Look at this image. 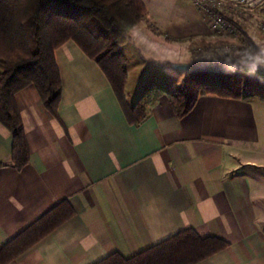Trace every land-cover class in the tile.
Masks as SVG:
<instances>
[{"label": "crops", "instance_id": "0c3cea01", "mask_svg": "<svg viewBox=\"0 0 264 264\" xmlns=\"http://www.w3.org/2000/svg\"><path fill=\"white\" fill-rule=\"evenodd\" d=\"M141 1L150 20L118 38L132 51L122 50L126 99L163 92L140 123L126 121L104 74L72 39L53 51L61 81L56 115L33 84L13 93L29 158L18 169L0 164V242L61 198L74 213L5 264H91L184 227L227 241L192 264H264V98L201 93L178 117L169 89L149 79L148 91H137L143 68L190 63L188 42L207 33L191 0ZM142 23L160 32L139 35ZM161 58L171 63L151 61ZM10 146L0 123V163Z\"/></svg>", "mask_w": 264, "mask_h": 264}, {"label": "trees", "instance_id": "16d2710c", "mask_svg": "<svg viewBox=\"0 0 264 264\" xmlns=\"http://www.w3.org/2000/svg\"><path fill=\"white\" fill-rule=\"evenodd\" d=\"M231 19V13L221 12ZM151 15L141 0H0V123L11 135L9 158L0 164L20 168L28 161L29 148L13 93L31 83L42 105L53 115L59 100L61 81L54 49L72 39L93 59L107 79L129 124L145 117L148 104L162 90L155 88L130 103L125 94V55L118 43L128 29ZM241 36L252 47V38L238 26ZM158 65L170 64L168 60ZM220 68L187 63L178 85L164 91L171 109L181 116L201 93L221 96L264 98V67L257 62L233 56L208 59ZM231 64L236 69H226ZM208 74L221 75L212 80ZM74 208L61 198L30 220L5 241L0 242V264L16 258L71 217ZM264 233V222L261 225ZM221 236H200L184 227L129 255L111 251L91 264H192L223 248Z\"/></svg>", "mask_w": 264, "mask_h": 264}, {"label": "rangeland", "instance_id": "374dc122", "mask_svg": "<svg viewBox=\"0 0 264 264\" xmlns=\"http://www.w3.org/2000/svg\"><path fill=\"white\" fill-rule=\"evenodd\" d=\"M199 15L200 17L198 18V20H205L207 33L204 35V37L201 36L193 41L190 40L188 42L187 49L189 52V61L193 62L194 65L200 67L208 66L209 68H220L218 64H208V59L239 56L242 59L245 58L253 60L264 67V32L260 29L255 17L249 15L248 13H245L244 11L241 13L231 14V19L229 20L233 25L234 30L229 31L228 28H222L219 30L211 29L207 25L204 15L202 16L200 12ZM142 24L138 27L140 28V26H142V30L141 32H139V35H141V33H147V29L154 32H160L157 30V26L153 24ZM136 25L137 23L131 26L128 29V32L136 34L138 31H140L138 29V31H134L133 27ZM238 26L252 38L256 47H252L245 41V39L239 32ZM132 30L134 31V33L132 32ZM120 47L124 53L132 52L128 43H126L124 46L121 44ZM151 61L156 63L157 61L164 60L161 58V60ZM130 64L131 63H129L128 65ZM170 66L171 64L169 66H161L158 68L157 66L149 68H147L146 66L145 68H143L140 75H138L139 79H137L138 82L136 83V90H139L141 92H143L144 90L148 91L147 89L149 85L146 83V81L149 79V84H152L153 82L157 83L156 87H165L169 90L174 89L180 82L186 68H174ZM224 68L236 69V67L231 64L225 65ZM208 77H210L212 80L217 81L218 79L220 80L221 75L208 74Z\"/></svg>", "mask_w": 264, "mask_h": 264}, {"label": "built area", "instance_id": "2783aa9c", "mask_svg": "<svg viewBox=\"0 0 264 264\" xmlns=\"http://www.w3.org/2000/svg\"><path fill=\"white\" fill-rule=\"evenodd\" d=\"M200 14L206 18L207 25L213 30L228 28L234 30L230 20L224 13L245 12L256 18L260 29L264 32V0H191ZM225 47V46H224Z\"/></svg>", "mask_w": 264, "mask_h": 264}, {"label": "water", "instance_id": "95a60500", "mask_svg": "<svg viewBox=\"0 0 264 264\" xmlns=\"http://www.w3.org/2000/svg\"><path fill=\"white\" fill-rule=\"evenodd\" d=\"M172 66H176V67H182V68H186L187 67V64L184 63V62H174V63H171Z\"/></svg>", "mask_w": 264, "mask_h": 264}]
</instances>
